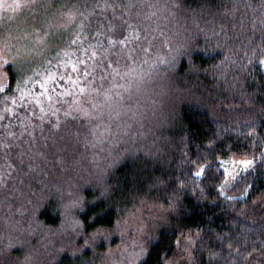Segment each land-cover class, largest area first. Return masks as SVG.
Segmentation results:
<instances>
[{"label": "trees", "instance_id": "1", "mask_svg": "<svg viewBox=\"0 0 264 264\" xmlns=\"http://www.w3.org/2000/svg\"><path fill=\"white\" fill-rule=\"evenodd\" d=\"M28 14L23 40L58 24L3 67L0 217L58 226L55 191L76 176L86 231L162 206L137 264H264V0H37ZM231 157L250 163L225 185ZM5 245L0 264H21ZM72 249L37 264H91Z\"/></svg>", "mask_w": 264, "mask_h": 264}, {"label": "rangeland", "instance_id": "2", "mask_svg": "<svg viewBox=\"0 0 264 264\" xmlns=\"http://www.w3.org/2000/svg\"><path fill=\"white\" fill-rule=\"evenodd\" d=\"M35 1L37 0H1L0 2V83L6 78L3 70L4 65L20 58L19 62L23 63L42 53L44 47L41 48L40 43H43L46 30L50 26L54 27L52 24H58L43 23L41 25L45 30L35 27L30 38L23 40L26 37L24 33L22 35L24 24L31 19L28 13L32 12ZM16 20L22 25L16 24L13 28L5 27L14 25ZM261 64L264 70V59ZM149 94L147 93V95ZM126 127L125 124L119 128L125 130ZM249 163L248 160L238 157L224 160L222 162L225 173L224 184L227 185L234 181ZM201 170L197 174H200ZM80 180L75 176L67 184L64 181L63 185L55 191V195H58L59 199L57 207L61 208L63 213V221L58 226H45L35 220L33 216L19 217L17 213L21 211L17 207L14 213H11L13 210L9 207V212H5L6 216L4 213L2 214L0 217V240L6 242L5 248L15 245V249L19 252H23V249L26 251L24 252V256H26L21 258V264H37L39 261L47 260V255L43 259L41 254L44 255V251L46 253L48 248L52 249L55 245L60 248H73L74 253L80 254L86 248H90L91 264H137L136 262L144 250L142 240L153 222L161 218L162 206L160 204H144L137 209L125 210L113 227L86 231L82 226H79L78 219L74 217L80 195L78 192L81 186ZM30 208L28 213L31 214L33 206ZM33 236L37 239V251L34 259L30 262L34 249L31 250L29 240L34 239ZM18 237L21 240L19 244H17ZM5 248L3 250H6Z\"/></svg>", "mask_w": 264, "mask_h": 264}, {"label": "snow or ice", "instance_id": "3", "mask_svg": "<svg viewBox=\"0 0 264 264\" xmlns=\"http://www.w3.org/2000/svg\"><path fill=\"white\" fill-rule=\"evenodd\" d=\"M75 71V69H73Z\"/></svg>", "mask_w": 264, "mask_h": 264}]
</instances>
